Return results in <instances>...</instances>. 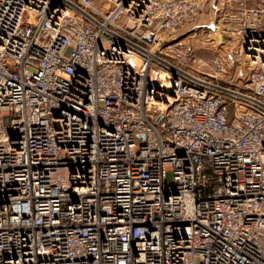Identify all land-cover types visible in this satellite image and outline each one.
Listing matches in <instances>:
<instances>
[{
  "label": "built area",
  "instance_id": "1",
  "mask_svg": "<svg viewBox=\"0 0 264 264\" xmlns=\"http://www.w3.org/2000/svg\"><path fill=\"white\" fill-rule=\"evenodd\" d=\"M0 264H264V0H0Z\"/></svg>",
  "mask_w": 264,
  "mask_h": 264
},
{
  "label": "rangeland",
  "instance_id": "2",
  "mask_svg": "<svg viewBox=\"0 0 264 264\" xmlns=\"http://www.w3.org/2000/svg\"><path fill=\"white\" fill-rule=\"evenodd\" d=\"M201 36L199 37H195V38H188L187 41H190L194 44L195 46V54H194V57L197 59V61H199L200 58H202L203 60H206L208 58V52L207 51H204V50H197V48L201 45Z\"/></svg>",
  "mask_w": 264,
  "mask_h": 264
},
{
  "label": "water",
  "instance_id": "3",
  "mask_svg": "<svg viewBox=\"0 0 264 264\" xmlns=\"http://www.w3.org/2000/svg\"><path fill=\"white\" fill-rule=\"evenodd\" d=\"M148 39H152L153 35L151 33L148 34Z\"/></svg>",
  "mask_w": 264,
  "mask_h": 264
}]
</instances>
